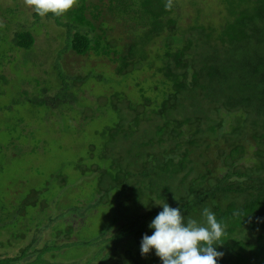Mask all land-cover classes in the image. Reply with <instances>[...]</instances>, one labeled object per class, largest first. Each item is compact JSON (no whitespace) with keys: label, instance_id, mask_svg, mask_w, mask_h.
Segmentation results:
<instances>
[{"label":"trees","instance_id":"16d2710c","mask_svg":"<svg viewBox=\"0 0 264 264\" xmlns=\"http://www.w3.org/2000/svg\"><path fill=\"white\" fill-rule=\"evenodd\" d=\"M188 1L196 16L183 30L167 0H76L66 13L44 16L65 30L70 53L108 60L117 76L146 64L147 77L156 79L152 98L136 83L135 105L123 93L111 96L121 101L112 104L120 118L100 133L101 159L110 160L100 191L117 189L116 203L133 215H115L103 236L85 243L99 245L97 260L84 264H161L154 250L140 252L162 210L155 202L198 221L204 208L215 213L224 225L218 264H264V0H215L216 20L201 19L205 5ZM32 16L41 17L34 10ZM110 23L125 29L129 42H110ZM34 26L21 25L10 39L2 27L0 41L8 52L28 51L38 35ZM62 86L48 99L53 105L72 84ZM35 242L14 257L0 256V264H52L44 258L48 245L28 259Z\"/></svg>","mask_w":264,"mask_h":264},{"label":"rangeland","instance_id":"374dc122","mask_svg":"<svg viewBox=\"0 0 264 264\" xmlns=\"http://www.w3.org/2000/svg\"><path fill=\"white\" fill-rule=\"evenodd\" d=\"M201 1V19L216 20L211 11L216 1ZM172 2L183 30L196 16L195 7L188 0ZM32 13L24 0H0V28H9V39L21 25L38 24L28 51L8 52V44L0 41V72L6 79L0 83V256L14 257L36 240L29 260L35 257L34 249L48 245L51 250L44 258L52 264H84L97 260L99 245L85 243L103 236L115 215H133L116 203L117 189L100 191L109 181L100 173L110 161L101 159L100 133L120 118L112 104L121 101L111 96L123 93L135 105L141 99L136 83L152 98L156 79L147 77L146 64L117 76L116 64L108 60L70 53L65 30L44 16L36 20ZM109 25L110 42H129L125 29ZM75 76L81 78L79 86H73ZM63 81L72 86L66 88V98L53 105L48 99L61 90Z\"/></svg>","mask_w":264,"mask_h":264},{"label":"clouds","instance_id":"9594fccd","mask_svg":"<svg viewBox=\"0 0 264 264\" xmlns=\"http://www.w3.org/2000/svg\"><path fill=\"white\" fill-rule=\"evenodd\" d=\"M39 16L48 13L60 16L70 10L76 0H24ZM172 7L167 0L166 9ZM161 211L150 221L148 228L152 234H144L140 252L146 256L153 252L161 264H218L224 255L217 250V241L224 235V225L219 222L209 208L202 210V220L187 218L180 207L173 208L168 203H157Z\"/></svg>","mask_w":264,"mask_h":264}]
</instances>
